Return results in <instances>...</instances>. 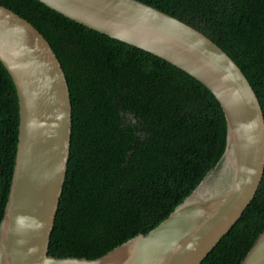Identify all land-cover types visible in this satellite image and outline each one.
<instances>
[{
  "label": "trees",
  "instance_id": "trees-1",
  "mask_svg": "<svg viewBox=\"0 0 264 264\" xmlns=\"http://www.w3.org/2000/svg\"><path fill=\"white\" fill-rule=\"evenodd\" d=\"M198 28L243 70L264 112V0H140ZM49 41L69 82L72 145L49 254L96 259L164 221L225 157L213 93L169 61L39 0H0ZM19 100L0 61V222L15 166ZM264 230V174L201 264H240Z\"/></svg>",
  "mask_w": 264,
  "mask_h": 264
},
{
  "label": "water",
  "instance_id": "water-1",
  "mask_svg": "<svg viewBox=\"0 0 264 264\" xmlns=\"http://www.w3.org/2000/svg\"><path fill=\"white\" fill-rule=\"evenodd\" d=\"M151 52L204 84L227 121L225 157L170 215L96 258L49 254L72 145L68 79L47 38L0 4V61L19 100V135L0 222V264H201L251 203L264 174V112L240 66L198 28L140 0H39ZM240 264H264V230Z\"/></svg>",
  "mask_w": 264,
  "mask_h": 264
}]
</instances>
